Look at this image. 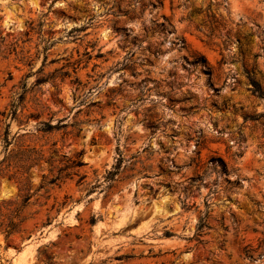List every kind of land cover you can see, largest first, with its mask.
I'll use <instances>...</instances> for the list:
<instances>
[{
  "label": "rangeland",
  "instance_id": "rangeland-1",
  "mask_svg": "<svg viewBox=\"0 0 264 264\" xmlns=\"http://www.w3.org/2000/svg\"><path fill=\"white\" fill-rule=\"evenodd\" d=\"M251 70L264 0H0V264H264Z\"/></svg>",
  "mask_w": 264,
  "mask_h": 264
},
{
  "label": "trees",
  "instance_id": "trees-1",
  "mask_svg": "<svg viewBox=\"0 0 264 264\" xmlns=\"http://www.w3.org/2000/svg\"><path fill=\"white\" fill-rule=\"evenodd\" d=\"M31 29H33V27H31ZM76 30H79V29L74 28V30H71V31H76ZM247 77H248L249 84H250L249 89L252 92V94L254 96H256V97L264 98V89H263L262 85L260 84V82L254 77L252 70L250 72L247 71ZM19 99L23 100V93H21L19 95ZM12 106H13L12 113H14L15 110H16L17 105L13 104ZM255 119H257V118H255ZM48 126L51 127V128L56 127V125H48ZM45 130H48V129H45ZM5 133L7 135L8 134V131H6ZM6 142H7V140H6ZM7 144H8V142H7ZM123 159L124 158L119 154V157L117 158L116 162L113 164L112 168L107 171V173L105 175V179L107 181L114 180V177H116V175L120 171L121 163H122ZM207 218H208V213L207 212H205L204 216H201L199 218L198 223H197V231L200 232V231L203 230V228H205V227L208 226L207 225ZM92 222H94V219H92ZM14 225H15V223L12 220H10L9 223H7V224L4 225L3 231L6 233L7 236L9 234H11Z\"/></svg>",
  "mask_w": 264,
  "mask_h": 264
}]
</instances>
